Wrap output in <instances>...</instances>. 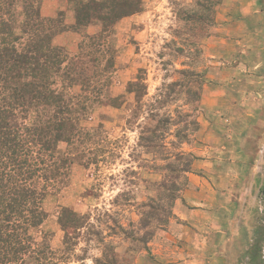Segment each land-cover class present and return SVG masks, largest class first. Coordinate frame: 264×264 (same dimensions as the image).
<instances>
[{
	"label": "rangeland",
	"instance_id": "obj_1",
	"mask_svg": "<svg viewBox=\"0 0 264 264\" xmlns=\"http://www.w3.org/2000/svg\"><path fill=\"white\" fill-rule=\"evenodd\" d=\"M44 1L99 100L26 264H264V0Z\"/></svg>",
	"mask_w": 264,
	"mask_h": 264
},
{
	"label": "trees",
	"instance_id": "obj_2",
	"mask_svg": "<svg viewBox=\"0 0 264 264\" xmlns=\"http://www.w3.org/2000/svg\"><path fill=\"white\" fill-rule=\"evenodd\" d=\"M42 1L0 0V264L49 259L35 231L47 219L45 198L69 179L70 162L58 145L78 137L79 120L99 100L74 91L81 81L73 60L53 44L64 30L41 15ZM86 11L76 12L79 25L87 23ZM75 218L63 209L62 228Z\"/></svg>",
	"mask_w": 264,
	"mask_h": 264
},
{
	"label": "crops",
	"instance_id": "obj_3",
	"mask_svg": "<svg viewBox=\"0 0 264 264\" xmlns=\"http://www.w3.org/2000/svg\"><path fill=\"white\" fill-rule=\"evenodd\" d=\"M56 0H49V1H44L42 3V10L45 11L46 15H48L49 17L53 16V14H55L56 10H57V3L54 2ZM201 205H204V203H202ZM191 211H197V210H191ZM199 211L202 212V210L199 209ZM220 211L219 214L215 213L218 217L221 216V214H224L225 212ZM224 215H227L226 213ZM229 217V216H228Z\"/></svg>",
	"mask_w": 264,
	"mask_h": 264
}]
</instances>
